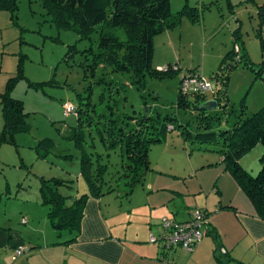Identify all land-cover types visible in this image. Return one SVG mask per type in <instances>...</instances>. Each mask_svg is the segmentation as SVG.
Here are the masks:
<instances>
[{
	"label": "rangeland",
	"instance_id": "rangeland-1",
	"mask_svg": "<svg viewBox=\"0 0 264 264\" xmlns=\"http://www.w3.org/2000/svg\"><path fill=\"white\" fill-rule=\"evenodd\" d=\"M17 4L14 19L8 10H0V91L4 92L11 78L16 77L11 94L23 101L26 113L25 128L14 132L16 145L5 142L0 146V191L8 192L0 203V214H10L15 224L26 216L23 209L47 212L40 203L41 177L72 181L68 183L71 187L62 188L64 194L80 197L89 193L81 160L89 154L95 157L96 151H107L95 126L89 125V116L78 111L65 116L64 104L79 107L82 100L83 109L91 110V114L110 112L107 93L105 100L101 99L108 81L124 85L117 110L125 113H139L151 107L162 118L170 115L184 120L183 111L177 106L178 92L182 78L192 72L212 85L216 83L215 75L227 72L229 101L237 111L244 108L251 115L264 106V80L251 68L257 69L264 62V50L257 36L260 33L264 37V0H171L173 12L187 4L186 9L196 13V20L185 13L176 28L155 36L153 65L159 69L170 66L173 72L148 74L143 87L132 84L128 72L99 66L91 73L92 55L88 52L90 47L97 49L98 30L91 38L83 39L75 30L59 27L44 0H17ZM117 31L124 36L122 29ZM235 32L239 43L244 44L249 63L230 69L231 62L223 60L233 46ZM208 99H212L211 91ZM80 115L83 121L79 120ZM185 120L191 121L188 127L193 131L192 117L188 114ZM0 122H4L1 105ZM166 122L169 124L161 135L162 141L153 142L149 152L153 169L134 185L133 191L120 177L118 151L110 150L104 193L95 198L103 206L120 210V217L135 209L145 211L148 194L150 197L157 193H170L174 198L161 204L163 210L171 203L173 207L195 209L207 201L209 209L215 211L220 185L226 178L233 180L229 173L222 174L224 165L213 139L210 143L187 139L180 129L170 128L178 125L177 120ZM39 151L46 152V156ZM263 153L262 145L255 146L241 157V165L257 174L264 167ZM166 217L171 218V212L161 216L159 223ZM134 221L136 225L142 222L137 217ZM144 224L148 226L147 222ZM215 252L226 262L222 248Z\"/></svg>",
	"mask_w": 264,
	"mask_h": 264
},
{
	"label": "trees",
	"instance_id": "trees-1",
	"mask_svg": "<svg viewBox=\"0 0 264 264\" xmlns=\"http://www.w3.org/2000/svg\"><path fill=\"white\" fill-rule=\"evenodd\" d=\"M44 6L59 27L75 30L83 39L91 38L97 30L100 32L96 51L90 47L88 52V55H92V62L89 63L92 74L99 66L111 68L113 72H128L131 83L138 87H143L148 74L173 72L170 66L159 69L153 65L155 36L176 28L185 13L192 16L193 20H196L197 16L190 9H186L187 4L182 10L173 12L171 0H44ZM17 8V0H0V10H8L11 19L15 18ZM117 29H122L124 36L119 34ZM236 33L233 46L223 60L231 62L228 65L230 69L249 63L248 53L244 44L239 43V36ZM257 36L264 50V37L260 33ZM71 53L69 50L68 54ZM251 68L258 77L262 78L264 62L257 69L253 66ZM194 74L192 72L190 75ZM220 76L219 74L214 76L216 83L213 84L212 99L218 102V108L215 110L202 107L209 101L208 93L186 94L179 87L177 106L183 111L184 120L170 115L162 118L161 114L151 107L139 113L120 112L117 110L119 97L122 91H125V87L113 80L107 82L106 90L101 94L102 100L108 95L110 112L91 114V110L83 109L81 104L85 103L81 100L75 111L89 116V125L95 126L107 152L96 151L95 157L94 154L83 156L81 170L88 182L89 193L80 197L62 192L63 187H71L68 183L72 181L58 177H41V203L48 206V218L58 234L69 231L74 234L70 241L78 238L89 198H98L104 193L102 190L105 182L104 174L111 165L110 150L118 151L120 177L125 178L126 185L131 188L130 191L136 183L144 179L146 172L153 169L149 159L151 145L153 142L162 141L161 135L169 124L166 120H177L178 125L172 124L170 128L180 129L187 139L192 137L201 140L200 143H210L211 139L215 141V150L222 157L225 171L231 173L253 203L257 215L264 219V167L257 174H253L240 162L241 157L255 146L262 145L264 148V106L251 115H247L244 108L238 111L234 109L227 93L230 76L227 72L221 78ZM16 79V77L11 78L6 90L0 94L5 121L0 142L15 145L14 132L25 128L26 115L23 101L11 94ZM92 111L96 112L95 108H92ZM188 114L194 121L193 131L188 127L191 121L189 120L188 123L185 120ZM79 120L83 121L81 115ZM38 153L46 156V152ZM2 198L3 194L0 193V202ZM70 199L71 201L68 202ZM208 227L209 219L206 230ZM214 237L217 238L218 235L215 234ZM26 248L28 250V247ZM238 264L245 263L238 261Z\"/></svg>",
	"mask_w": 264,
	"mask_h": 264
},
{
	"label": "crops",
	"instance_id": "crops-1",
	"mask_svg": "<svg viewBox=\"0 0 264 264\" xmlns=\"http://www.w3.org/2000/svg\"><path fill=\"white\" fill-rule=\"evenodd\" d=\"M1 63L2 60L0 70ZM2 117L4 121L3 111ZM4 122H0V138ZM2 143L5 142H0V146ZM223 173L226 176L229 172L223 168ZM231 177L233 180L226 178L218 189L220 197L215 211L209 209L207 201L195 208L210 213L204 238L192 252L180 248L172 251L171 264H238V261L264 264V219L257 215L249 197ZM0 193L4 197L8 192ZM158 195L148 194L145 211L131 210L125 217H120V210L103 206L100 199L92 197L86 204L81 231L74 241H70L74 235L71 232L58 234L52 227L46 205H43L46 213L23 209L26 216H22L21 225L15 224L10 214H0V264H170L161 258L159 246L149 241L150 234L161 232V216L171 212L172 218L184 221L191 217L193 208L173 207L171 203L163 210L161 204L174 198L170 193ZM136 217L141 224L136 225ZM20 246L28 250L15 257ZM217 248H225L226 252L221 253L226 256V262L215 252Z\"/></svg>",
	"mask_w": 264,
	"mask_h": 264
},
{
	"label": "built area",
	"instance_id": "built-area-1",
	"mask_svg": "<svg viewBox=\"0 0 264 264\" xmlns=\"http://www.w3.org/2000/svg\"><path fill=\"white\" fill-rule=\"evenodd\" d=\"M164 69V68H163ZM180 90L183 93H209L214 92L213 85L198 74L184 76L180 82ZM76 107L72 104H64V115L75 112ZM209 212L204 209H195L187 221H177L173 218H163L161 232L150 234L149 241L157 244L161 251V258L167 263H173L169 254L177 248L192 252L203 238L209 219ZM27 248L20 246L15 251V257L22 255ZM222 252L226 250L222 248Z\"/></svg>",
	"mask_w": 264,
	"mask_h": 264
},
{
	"label": "water",
	"instance_id": "water-1",
	"mask_svg": "<svg viewBox=\"0 0 264 264\" xmlns=\"http://www.w3.org/2000/svg\"><path fill=\"white\" fill-rule=\"evenodd\" d=\"M262 79L264 80V73L262 75ZM202 107L207 110H215L218 108V102L212 99V100L205 102Z\"/></svg>",
	"mask_w": 264,
	"mask_h": 264
}]
</instances>
